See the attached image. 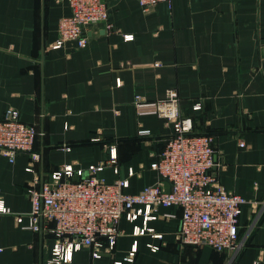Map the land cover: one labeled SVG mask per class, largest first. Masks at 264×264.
Segmentation results:
<instances>
[{
	"label": "crops",
	"instance_id": "crops-1",
	"mask_svg": "<svg viewBox=\"0 0 264 264\" xmlns=\"http://www.w3.org/2000/svg\"><path fill=\"white\" fill-rule=\"evenodd\" d=\"M105 1L113 31L90 24L83 47L69 40L53 48L67 0H0V117L12 106L35 124L39 156L21 153L12 162L0 152V207L8 210L0 213V264H46L52 233L22 228L14 215L30 211L31 184L40 187L62 165L86 173L108 160L112 145L116 161L97 176L125 179L131 193L159 181L150 164L172 125L138 114L134 99L156 100L169 89L193 132L214 136L218 183L249 200L240 209L239 248L178 244L181 209L171 205L158 207L139 233L144 216L120 218L111 251L93 258L82 248L68 261L264 264V0H171L149 11L137 0Z\"/></svg>",
	"mask_w": 264,
	"mask_h": 264
},
{
	"label": "built area",
	"instance_id": "built-area-1",
	"mask_svg": "<svg viewBox=\"0 0 264 264\" xmlns=\"http://www.w3.org/2000/svg\"><path fill=\"white\" fill-rule=\"evenodd\" d=\"M137 1L142 10L149 11L159 2L171 0ZM67 2L70 13L58 20L53 48L63 46L69 40L83 47L88 39L86 28L90 24H102L107 32L114 30L105 0ZM134 105L138 114H156L172 125L164 148L150 164L158 172L159 181L131 193L124 190L127 180L106 182L97 176L106 164L116 161L115 147L111 145L108 160L90 165L86 173L74 169L71 164H64L40 187L32 183L27 190L30 211L16 213L14 220L22 228L52 233L53 244L46 264H75L68 261V256L82 248L89 249L91 257L100 258L102 253L113 249L121 233L120 218L134 221L139 215L144 216L142 228L136 226L135 233H139L147 230L148 219L156 218L158 207L171 205L181 209L180 224L175 232L178 244L208 246L217 251L239 248L240 209L249 200L218 183L213 171L214 136L193 132L192 119L180 113L179 97L173 89L156 100L136 96ZM200 108V102L193 105V109ZM36 135L35 124L21 120L18 109L12 106L5 109L0 117V152L10 161L21 153H29L32 160H37L38 153L32 150ZM239 145L244 146V143L241 141ZM2 212H8L7 208L0 207ZM24 217L26 223H23ZM133 256L134 250L126 259L131 260Z\"/></svg>",
	"mask_w": 264,
	"mask_h": 264
}]
</instances>
